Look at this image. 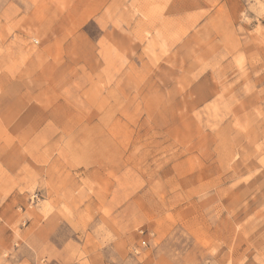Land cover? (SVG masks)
Masks as SVG:
<instances>
[{"label": "rangeland", "instance_id": "rangeland-1", "mask_svg": "<svg viewBox=\"0 0 264 264\" xmlns=\"http://www.w3.org/2000/svg\"><path fill=\"white\" fill-rule=\"evenodd\" d=\"M16 31L0 264H264V0H0Z\"/></svg>", "mask_w": 264, "mask_h": 264}, {"label": "crops", "instance_id": "crops-1", "mask_svg": "<svg viewBox=\"0 0 264 264\" xmlns=\"http://www.w3.org/2000/svg\"><path fill=\"white\" fill-rule=\"evenodd\" d=\"M20 21L18 17L17 22ZM23 38L24 36L16 31L13 40L9 41L8 38L2 45L0 63L4 82L0 86V112L8 110L17 103L26 87L38 88L41 86V83L34 79V74L38 71L41 63L40 54H34L26 64L22 57L25 50Z\"/></svg>", "mask_w": 264, "mask_h": 264}]
</instances>
